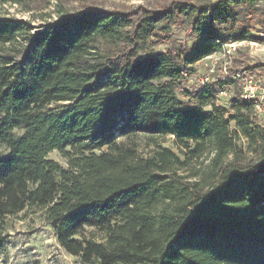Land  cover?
Segmentation results:
<instances>
[{
	"label": "trees",
	"instance_id": "trees-1",
	"mask_svg": "<svg viewBox=\"0 0 264 264\" xmlns=\"http://www.w3.org/2000/svg\"><path fill=\"white\" fill-rule=\"evenodd\" d=\"M232 41L264 43V0L0 15V246L40 213L85 264H264V111L243 99L264 62L200 68ZM137 134L180 153L141 157L121 142Z\"/></svg>",
	"mask_w": 264,
	"mask_h": 264
},
{
	"label": "rangeland",
	"instance_id": "rangeland-1",
	"mask_svg": "<svg viewBox=\"0 0 264 264\" xmlns=\"http://www.w3.org/2000/svg\"><path fill=\"white\" fill-rule=\"evenodd\" d=\"M170 1L173 0H0V15L23 19L40 27L47 21L56 19L63 14L74 13L89 6L105 10L130 9L139 5L159 9ZM185 1L203 2L208 0ZM172 34L180 40L183 39L181 29L173 27ZM154 49L156 51L165 50V47L160 45ZM238 51L247 53L252 62H264V43L241 42L237 44L235 54ZM221 59L224 64L227 63V58L218 53L203 60L200 68L201 65L214 64ZM193 77L195 78L196 75ZM15 132L17 135H21L23 130L18 129ZM121 142L127 147L135 148L141 157L150 156L157 148V144L180 153L172 136L149 138L144 134H137L122 138ZM7 152L8 148L1 145L0 154ZM48 157L67 166L66 159L58 151L50 152ZM26 215L25 217V214L20 213L17 217L8 219L0 246V264H85L79 257L71 255L59 244L52 227L40 213ZM83 236L97 241L103 239V234L94 228H86L83 231Z\"/></svg>",
	"mask_w": 264,
	"mask_h": 264
},
{
	"label": "built area",
	"instance_id": "built-area-1",
	"mask_svg": "<svg viewBox=\"0 0 264 264\" xmlns=\"http://www.w3.org/2000/svg\"><path fill=\"white\" fill-rule=\"evenodd\" d=\"M241 42L232 41L225 45L224 52L221 53L224 57L235 54L237 44ZM240 76V73L228 74V80L231 77ZM243 99L254 103L260 110L264 111V84H261L251 76L243 77Z\"/></svg>",
	"mask_w": 264,
	"mask_h": 264
}]
</instances>
